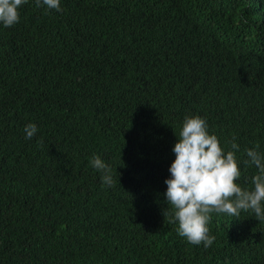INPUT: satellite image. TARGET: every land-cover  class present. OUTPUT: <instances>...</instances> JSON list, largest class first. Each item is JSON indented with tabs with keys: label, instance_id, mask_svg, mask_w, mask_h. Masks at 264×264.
<instances>
[{
	"label": "trees",
	"instance_id": "trees-1",
	"mask_svg": "<svg viewBox=\"0 0 264 264\" xmlns=\"http://www.w3.org/2000/svg\"><path fill=\"white\" fill-rule=\"evenodd\" d=\"M60 2L28 0L17 24H0V264H264L251 210L211 213L208 248L163 214L188 115L225 154L236 138L237 183L252 187L243 160L256 144L264 153V0Z\"/></svg>",
	"mask_w": 264,
	"mask_h": 264
},
{
	"label": "clouds",
	"instance_id": "clouds-1",
	"mask_svg": "<svg viewBox=\"0 0 264 264\" xmlns=\"http://www.w3.org/2000/svg\"><path fill=\"white\" fill-rule=\"evenodd\" d=\"M28 0H0V24L12 27L20 20L18 9ZM36 7L61 11L60 0H35ZM25 139H32L38 132L34 123L24 127ZM176 133V132H175ZM178 142L173 148L176 159L169 168L171 178L166 179L165 193L168 206L164 216L170 223L178 224L177 233L192 245L210 247L215 236L209 235L207 224L215 212L240 217L251 210L256 219L264 221V153L260 145L244 150L243 164L254 166L257 172L251 177V188L241 187V176L235 153L240 145L233 137L229 142L231 151L225 154L216 135L209 134L204 118L188 115L177 134ZM39 143V141H38ZM90 166L101 178L102 186L114 187L113 171L99 155L90 157Z\"/></svg>",
	"mask_w": 264,
	"mask_h": 264
}]
</instances>
